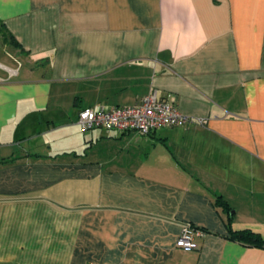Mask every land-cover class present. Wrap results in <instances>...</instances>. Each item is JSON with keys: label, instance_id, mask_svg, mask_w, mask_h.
Masks as SVG:
<instances>
[{"label": "crops", "instance_id": "crops-1", "mask_svg": "<svg viewBox=\"0 0 264 264\" xmlns=\"http://www.w3.org/2000/svg\"><path fill=\"white\" fill-rule=\"evenodd\" d=\"M0 51V264H264V0H0ZM153 91L192 121L77 124Z\"/></svg>", "mask_w": 264, "mask_h": 264}, {"label": "built area", "instance_id": "built-area-1", "mask_svg": "<svg viewBox=\"0 0 264 264\" xmlns=\"http://www.w3.org/2000/svg\"><path fill=\"white\" fill-rule=\"evenodd\" d=\"M191 121V117L183 114L169 100L159 98L155 91L144 95L135 105L106 109L85 107L77 116V124L83 131L102 128L106 131H135L140 135H148L160 127L184 126ZM205 234L204 229L187 223L182 227L176 244L182 249H193L196 247L195 239Z\"/></svg>", "mask_w": 264, "mask_h": 264}, {"label": "trees", "instance_id": "trees-1", "mask_svg": "<svg viewBox=\"0 0 264 264\" xmlns=\"http://www.w3.org/2000/svg\"><path fill=\"white\" fill-rule=\"evenodd\" d=\"M3 36L5 37V40L10 38L6 34H3ZM230 231L232 235L231 237L242 242L244 245L264 248V238L260 234L250 229H242L237 231H233L232 229H230Z\"/></svg>", "mask_w": 264, "mask_h": 264}, {"label": "rangeland", "instance_id": "rangeland-1", "mask_svg": "<svg viewBox=\"0 0 264 264\" xmlns=\"http://www.w3.org/2000/svg\"><path fill=\"white\" fill-rule=\"evenodd\" d=\"M3 52H4V51H0L1 54H3ZM3 55H4V54H3ZM4 56H5V55H4ZM6 61H8V60H6Z\"/></svg>", "mask_w": 264, "mask_h": 264}]
</instances>
